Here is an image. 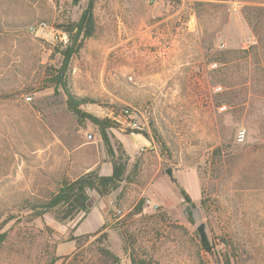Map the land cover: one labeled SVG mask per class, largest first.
<instances>
[{
  "label": "rangeland",
  "instance_id": "1",
  "mask_svg": "<svg viewBox=\"0 0 264 264\" xmlns=\"http://www.w3.org/2000/svg\"><path fill=\"white\" fill-rule=\"evenodd\" d=\"M85 6L0 0V264L71 256L78 238L98 229L82 245L86 257L104 234L119 264H130L124 241L156 264H197L181 189L210 238L231 234L251 264H264V17L254 15L264 0H97L95 34L71 62L72 87L99 103L83 112L116 124L107 134L127 157L126 177L106 197L89 193L87 213L71 221L28 219L25 200H46L61 179L111 166L96 127L44 84L69 44L54 26L76 21ZM124 109L146 123L149 139L127 128Z\"/></svg>",
  "mask_w": 264,
  "mask_h": 264
},
{
  "label": "trees",
  "instance_id": "2",
  "mask_svg": "<svg viewBox=\"0 0 264 264\" xmlns=\"http://www.w3.org/2000/svg\"><path fill=\"white\" fill-rule=\"evenodd\" d=\"M81 0H72L77 3ZM86 6L76 21H67L65 23L56 24L54 27L57 32L68 38V45L60 52L61 62L59 67H52L45 75V87L60 88L66 97V107L78 122L88 120L98 130L99 136L105 147L106 155L111 163V174L100 175L98 171L92 170L84 173L74 179H61L55 190L46 200H25L23 208L28 209L27 217L33 221L42 219L44 215L50 214L54 221L63 223L73 220L80 213H87L89 193L94 192L98 197H106L120 187V184L126 177L127 157L120 147L115 152L111 146L107 132L115 128V123L109 119H99L82 111L81 106L87 104H99L88 96H78L72 87L71 80V62L73 57L79 52L83 42L94 36L96 31L94 10L97 0H85ZM257 23L264 17V8L254 9ZM261 22V21H260ZM255 31V25L252 26ZM224 55V54H222ZM222 61H227L225 58ZM221 83V82H218ZM153 126L152 121H149ZM128 133H131L127 130ZM154 133L155 130H154ZM146 140L149 139L147 133L142 134ZM264 146V144H263ZM125 156V157H124ZM182 196L181 211L187 223L193 227V236L196 247L195 260L197 264H205L202 254L210 257L215 256L219 260V264H251L252 254L248 248L235 242V238L231 234H224L215 238H210L206 224L202 218L200 208L193 202L191 197L184 191L180 190ZM143 201L140 200L134 207L132 214L139 215L142 213ZM174 229L186 233L181 226H172ZM49 231V229H47ZM101 229L95 232L82 235L78 240H83L78 244L76 251L71 256L54 257L51 256L48 264H55L62 261L61 264H119L118 258L104 246L103 238L105 235L95 238L92 242L95 245L89 257H86L81 250L83 243L90 238L99 235ZM126 232H122L125 237ZM6 239L5 233H0V249ZM124 249L127 252L130 264H156L157 262L149 256L146 250L141 249L140 254L135 251L132 246L124 241ZM239 243V244H238ZM68 260V261H67Z\"/></svg>",
  "mask_w": 264,
  "mask_h": 264
},
{
  "label": "built area",
  "instance_id": "3",
  "mask_svg": "<svg viewBox=\"0 0 264 264\" xmlns=\"http://www.w3.org/2000/svg\"><path fill=\"white\" fill-rule=\"evenodd\" d=\"M221 47H224L223 44H221ZM216 64H213L212 67H215ZM119 118L125 122L127 128L132 132L135 133L138 136H142V134L147 133L148 128L146 123H142L138 120L133 114V112L129 109H124L120 112ZM91 136H89L90 138ZM244 139V133L239 132L237 135V140L239 142L243 141ZM116 213H119V211H116Z\"/></svg>",
  "mask_w": 264,
  "mask_h": 264
},
{
  "label": "crops",
  "instance_id": "4",
  "mask_svg": "<svg viewBox=\"0 0 264 264\" xmlns=\"http://www.w3.org/2000/svg\"><path fill=\"white\" fill-rule=\"evenodd\" d=\"M111 170H112V168H111V166H105V168H104V172H103V175H110L111 174ZM86 233V232H85ZM84 234V233H83Z\"/></svg>",
  "mask_w": 264,
  "mask_h": 264
},
{
  "label": "water",
  "instance_id": "5",
  "mask_svg": "<svg viewBox=\"0 0 264 264\" xmlns=\"http://www.w3.org/2000/svg\"><path fill=\"white\" fill-rule=\"evenodd\" d=\"M167 174H168L169 177H171V173H170L169 170H167Z\"/></svg>",
  "mask_w": 264,
  "mask_h": 264
}]
</instances>
